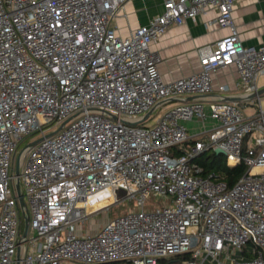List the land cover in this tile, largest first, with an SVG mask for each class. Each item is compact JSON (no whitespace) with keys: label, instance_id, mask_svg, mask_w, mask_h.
I'll use <instances>...</instances> for the list:
<instances>
[{"label":"built area","instance_id":"2783aa9c","mask_svg":"<svg viewBox=\"0 0 264 264\" xmlns=\"http://www.w3.org/2000/svg\"><path fill=\"white\" fill-rule=\"evenodd\" d=\"M127 1L0 0V264H264V44H244L238 0H164L123 34ZM210 11L231 32L198 48L199 71L165 80L153 45ZM231 64L241 100L213 92ZM217 148L247 165L232 185L197 161ZM123 200L136 209L79 232Z\"/></svg>","mask_w":264,"mask_h":264},{"label":"crops","instance_id":"0c3cea01","mask_svg":"<svg viewBox=\"0 0 264 264\" xmlns=\"http://www.w3.org/2000/svg\"><path fill=\"white\" fill-rule=\"evenodd\" d=\"M163 9L164 0H128L117 17L121 33L128 34L141 24L147 23L152 16L161 13ZM213 16L214 12L210 11L197 16L196 20L189 19L181 25H171L153 45L162 57L159 69L165 80H173L199 71L201 66L198 48L213 43L231 32L229 27L207 25V20ZM233 18L245 45L264 44V0H238ZM221 84L229 86V91L225 93L228 98L240 99L239 73L235 65H228L215 72L214 93H220L218 87ZM259 86L264 88V83ZM176 102L173 100L171 103ZM210 121L209 125L212 124V120ZM186 124L191 131L198 130L201 125L197 120L187 121ZM108 220L107 218L106 222ZM78 230L80 233L86 232L81 226Z\"/></svg>","mask_w":264,"mask_h":264},{"label":"rangeland","instance_id":"374dc122","mask_svg":"<svg viewBox=\"0 0 264 264\" xmlns=\"http://www.w3.org/2000/svg\"><path fill=\"white\" fill-rule=\"evenodd\" d=\"M264 83V73L261 74L258 78V84L263 85ZM263 97H264V93H263ZM264 101V99H263ZM172 103L169 104H165L161 107H159L158 109H156L153 113V115L145 122L148 125H153L156 120L159 118L160 115H162L163 111L167 108H169L171 106ZM264 105V102H263ZM254 110V106H248L244 109L245 113H251ZM211 123V121H210ZM23 147V145H22ZM21 147V148H22ZM21 148L19 150H21ZM21 186L24 188V186L21 184ZM163 205L164 202L162 200H160L159 202H157V205ZM135 210L136 209V204L134 203V201H128V200H123L120 201L116 204H113L112 206H110L109 209H104L101 212H99L98 214L93 215L92 217H89L87 219H85L84 221H80V226L84 229V231L86 232H93L96 229H99L108 219L115 217L117 215L120 214H125L126 212L130 211V210Z\"/></svg>","mask_w":264,"mask_h":264},{"label":"trees","instance_id":"16d2710c","mask_svg":"<svg viewBox=\"0 0 264 264\" xmlns=\"http://www.w3.org/2000/svg\"><path fill=\"white\" fill-rule=\"evenodd\" d=\"M197 161L204 166L203 175L213 174V178L224 179L229 185L234 184L247 170L245 162L241 161L236 165H230L227 162L226 154L211 150L202 153Z\"/></svg>","mask_w":264,"mask_h":264},{"label":"water","instance_id":"95a60500","mask_svg":"<svg viewBox=\"0 0 264 264\" xmlns=\"http://www.w3.org/2000/svg\"><path fill=\"white\" fill-rule=\"evenodd\" d=\"M259 92H260V93H264V88H261V89L259 90ZM149 115H151L150 112L147 113V115H146L143 119H141L139 122L144 121ZM37 141H38V140H37ZM37 141L33 142V144L36 143ZM225 151H226V150H223L222 148H217V149H216V152H217V153H221V154H225ZM202 153H203V152H202ZM202 153H201V154H202ZM19 173H20V169H19V166L17 165V168H16V174L19 175ZM17 190H18V197H19L20 204H21L22 206H25V205H26V202H25V199H24V194H23L22 191H21V187H20L19 180H18V182H17ZM117 193H118V196H119V197H122V196L126 193V191H125L124 189L119 188V189L117 190ZM28 228H29V218L27 217V218H26V222H25L24 231H23V237H24V238L27 237ZM21 262H22V261H21V254L18 252V254H17V262H16V264H21Z\"/></svg>","mask_w":264,"mask_h":264}]
</instances>
